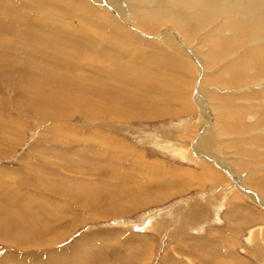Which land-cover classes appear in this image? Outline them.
I'll return each mask as SVG.
<instances>
[{
    "label": "bare ground",
    "instance_id": "6f19581e",
    "mask_svg": "<svg viewBox=\"0 0 264 264\" xmlns=\"http://www.w3.org/2000/svg\"><path fill=\"white\" fill-rule=\"evenodd\" d=\"M89 1L98 9L83 0H0L1 87L8 86L14 90L19 99L18 105H30L33 113L46 117L45 121L67 122L77 114L84 122L101 121L104 130L114 133L122 128V122L129 125L135 119L142 121L171 114H193L191 106L195 105L203 118L197 121L200 127L202 125L198 139L191 144L195 156L200 161L222 169L226 175L231 173L230 178L236 180L231 181L236 185L235 190L255 199V193L241 186L239 176L232 173L235 168L223 159L225 149H235L239 146L238 140L237 143H224L222 147L218 140L225 135L249 134L250 126L258 125L259 122L251 121L254 112L260 113L261 125L264 123V0ZM101 8L111 12L125 26L108 16L109 13H102ZM161 25L168 26L160 38V42L171 51L168 54L152 47L153 44L148 41L151 38L154 40L152 35L158 32L157 28ZM210 26V31L202 35V31ZM200 33L199 38L196 35ZM135 35L146 40L140 41V37ZM196 40L199 42L192 45L191 42ZM241 41L246 42L244 44L248 47L240 55L229 57ZM5 60L9 63L5 64ZM190 71L192 75L193 72L197 75L196 80L195 77L193 80ZM44 75H50L51 79L47 80ZM258 76L261 81L256 84ZM180 78L183 80L180 81ZM246 83L249 87L253 86V90L248 89L252 91L244 93L240 90H225L223 93L221 89L223 85L235 88L239 85L243 87ZM216 91L220 95H210ZM65 106L72 110H63ZM15 111L22 113L18 106ZM180 124L187 126L186 121ZM211 125H214L213 131ZM62 126L65 125L55 127V136H62ZM90 135L93 136L92 142L98 144L95 159L128 162L131 172L143 173V176L154 175L151 178L145 176L146 182H142L143 185L153 183L154 179L162 175V166L159 168V163L154 161L145 162L125 142V138L99 131ZM177 144L180 145V142L175 146ZM172 145L160 147L173 152L175 149ZM180 150L176 153L184 156L187 154L185 149ZM238 150L235 151H242ZM76 152H81L78 147L69 149L68 155ZM213 158L218 159L219 163L216 164ZM95 162L90 160L84 164L100 163ZM235 165L239 170L247 167L244 163ZM208 177L211 183L221 179L220 175L216 176L213 172ZM260 182L264 184V174H261ZM78 185V188H82L81 184ZM136 194L141 195L140 189H137ZM64 195L71 199H82V196L93 198L89 193L80 195V192L74 190H67ZM90 198L82 201L83 208L106 205L99 197ZM121 198L113 203L108 201L107 209L101 215L120 216L129 213L132 206L125 209L115 207ZM150 199L147 198L146 202L153 201ZM9 201L10 197L5 199L0 193V237L10 238L13 235L5 234L13 230L7 226V221L12 218L10 224H16L14 227L19 231L18 236L23 238L25 227L33 229V225L28 224L20 215V221L17 222L18 214H11L15 210L3 207ZM259 201L256 202L261 204ZM111 205L114 206L113 211H110ZM143 205L146 203L140 204ZM29 209L27 206L21 208L23 212ZM17 240L11 242L16 241V244L23 247L25 242Z\"/></svg>",
    "mask_w": 264,
    "mask_h": 264
},
{
    "label": "rangeland",
    "instance_id": "374dc122",
    "mask_svg": "<svg viewBox=\"0 0 264 264\" xmlns=\"http://www.w3.org/2000/svg\"><path fill=\"white\" fill-rule=\"evenodd\" d=\"M83 1L97 8L89 0ZM100 11L114 17L106 9L101 8ZM114 20L121 23L115 17ZM126 21L128 22L127 19ZM167 27L161 25L157 28L158 32L152 35L154 40L148 39L151 41L150 44H153L152 47L162 49L165 54L171 51H168L162 44L163 42H160V38ZM210 29L211 26L204 32L202 31V35ZM231 32H233L232 28ZM200 35L201 33L196 36L200 38ZM141 38L142 36L140 41L146 40ZM195 42L199 41H192L191 44ZM244 43L246 42L241 41L237 46L238 49L231 52L229 57L234 58L243 53V50L248 47ZM17 58L20 57L17 56ZM4 63L9 62L5 60ZM222 64H224L223 61ZM44 76L47 80L51 79L50 75ZM192 77L196 80L197 75L195 76L193 72ZM260 81L261 77L258 76L255 83L258 84ZM255 83L253 85H256ZM221 89L223 93L225 90H240L239 92L245 93L252 91L253 86L249 87L247 83L243 84V87L239 85L235 88L223 85ZM248 89L252 90L248 91ZM219 91L215 92L216 95L213 93L210 95H220ZM209 102L214 103L215 101ZM18 103L19 99L14 90L0 85V193L5 199L10 197V201L3 207L15 210V212L9 211H12L13 216L18 214L17 222L20 221V215L21 218H25L26 222L28 221V224L33 225L31 228L34 231L25 227V236L22 238L18 236L19 231L14 227L16 224H10L12 218L7 221V226L10 230L13 229V232L7 231L5 234L13 233V235L10 238L0 237V264H163L167 262V255L168 258H176L183 263L193 264L188 256L193 258L194 255L190 252L197 249L205 253L204 261H196L199 262L198 264L203 262L204 264H264V246H261V253L256 252L258 257L260 255L261 262L241 251L245 244L244 238L247 242H251L253 238L250 236L254 231V239L262 240L261 244L264 245V184L260 182L261 174H264V123L261 125L260 113H253L251 121L258 120L259 122H257L258 125L250 126L249 134H233L229 135L230 137L225 135L218 140L221 141L220 146L233 141L237 143L236 140H238L239 146L235 149H225L222 153L223 159L235 168L232 169V173L239 176L237 180L240 181L241 186L255 193V200L235 190L236 180L230 178L231 173V175L227 173V176L222 169L217 167L216 169L215 166L200 161V158L195 156L191 144L198 139L199 131L202 129V125L200 127L198 122L203 119L195 105L191 106L193 114L181 113L179 116L171 114L142 121L135 119L129 125L122 122L120 125L123 130L120 131L122 128H119L120 130L114 133L104 130L101 121L84 122L77 114L67 122L45 121L46 117L33 113L30 105L26 107ZM16 106L22 113L15 111ZM55 108L60 109L59 106ZM63 110L72 109L65 106ZM184 121H186L188 130L186 125L180 124ZM251 121L248 122L251 123ZM54 123L65 125L61 129L62 136L61 134L54 135L55 127H59V125H52ZM95 128H98L99 132L125 138V142L135 149L145 162L159 163V168L162 166L160 168L162 175L158 176L159 179H154L153 183L143 185L142 182H146V177L151 178L154 175L144 174L143 176L140 171L138 172L140 174H135L128 169L130 165L128 162L118 163L112 159H95L98 144L92 142L93 136L90 135L97 132ZM5 129L8 134L4 131ZM212 129L214 130V125H211ZM211 130L209 133H212L213 130ZM252 137L255 139L253 140ZM178 142L183 148L178 144L175 146ZM161 145L167 147L172 145L175 151L164 150L160 147ZM77 147L81 152L68 155L69 149ZM178 149H181L180 151L185 149L187 154L179 155L176 153ZM90 160L93 163H96L95 161L100 163L84 164ZM213 160L216 164L219 163L218 159L213 158ZM232 163H244L247 167L239 170ZM227 169L228 167L225 171ZM210 172L215 173L216 176L220 175V181L211 183L208 177ZM78 184H81L82 188H78ZM250 185L255 187L252 188ZM59 188L65 193L67 190L80 192V195L89 193L93 197H89L90 199L99 197L106 205L109 204L108 201L112 202L122 197L119 201L117 200L115 207L125 209L132 206V208L129 213L120 216H102L103 210L107 209L106 205L83 208L82 201H88L89 198L82 196V199L79 197L71 199L66 197ZM137 189H140V196L136 194ZM127 195L128 199H126ZM147 198L153 201L146 202ZM257 200H260L261 204H258ZM142 202L146 205L140 206ZM26 206L30 209L23 212L21 208ZM251 208H254L253 211ZM113 210L114 206L111 205L110 211ZM229 210L233 211L232 218L242 216L241 222L237 221L232 225L236 233L241 232L243 235L242 247L237 251L223 250L231 254L232 259L220 251L219 242L199 243L193 240L196 237L195 234L201 232L203 224L210 225L212 216L210 213H213L215 221L218 222L219 214ZM108 212L106 211L107 214L110 213ZM258 217H262V220L254 222V218ZM228 222L233 223L232 220ZM213 227L219 228L218 225ZM203 234L199 233V235ZM11 240H21L25 244L21 247L16 244V241L13 243ZM179 248L184 251L183 255L176 251Z\"/></svg>",
    "mask_w": 264,
    "mask_h": 264
},
{
    "label": "crops",
    "instance_id": "0c3cea01",
    "mask_svg": "<svg viewBox=\"0 0 264 264\" xmlns=\"http://www.w3.org/2000/svg\"><path fill=\"white\" fill-rule=\"evenodd\" d=\"M251 209L253 211L254 208H251ZM232 212L233 211L229 210L227 212H224L223 211V213H220L219 214V219L220 220H218V222L215 221V219H214L215 216L213 215V213H210L212 215L210 217V219H211L210 225L209 226H205L203 224L201 226L202 227L201 232L204 233V234L203 235H199V233H201V232L197 233V235L195 234L196 237L193 240H196L199 243H202V242L204 243V242H209V241H211V242H214V241L215 242H219L220 245H221L220 251L223 252V253H226V255H228L232 259L231 254H228L227 252H225L223 250H228L229 249L230 251H237V249H239L240 247H242V245H241V238L243 236L241 234V232L236 233L232 229V225H234L237 221L238 222H241L242 221L241 220L242 216H239L237 218H232L233 217V213ZM253 214H256V213L253 212ZM230 215H231V217H230ZM259 218H254V222H256V220H261ZM228 220H232L233 223L228 222ZM243 221H245V220H243ZM259 223L260 222H258V224ZM222 224H224V225L222 226ZM215 225H218L219 228L218 227H213ZM254 233H255V231H254ZM254 233L250 236V238H253L251 242H247L245 240V238H244L245 244H243V247H242L241 251L244 252V253H246V254H248L249 256L255 257L258 261L260 260V262H261V257H260V255L258 257L256 255V252H258V253L260 252L261 253V246H264V245L261 244L262 243V240L261 241H256L254 239V235H255ZM258 238L260 239V236H258ZM233 241H235V242H233ZM252 243H253V245H251ZM254 243H255V245H254ZM231 244H232L233 248H232ZM176 251L178 253L182 254V255L184 254L183 253L184 251H182L181 248L177 249ZM186 251H190V250H186ZM190 253H192L194 255L193 258H191L190 256H188V255H190ZM190 253L188 255L186 254V258L188 256V258L191 259V262L193 264H198L199 263V262L197 263L196 261H200V260H203L204 261V255H205V253L202 252L201 250L197 249V250L192 251ZM195 256L198 257V259H196ZM166 260H167V262L165 261L163 264H187L186 262L183 263L180 259L168 258V255H167V259ZM246 262H247V260H246ZM202 264H204V262Z\"/></svg>",
    "mask_w": 264,
    "mask_h": 264
}]
</instances>
